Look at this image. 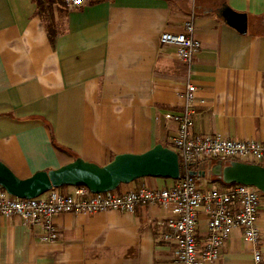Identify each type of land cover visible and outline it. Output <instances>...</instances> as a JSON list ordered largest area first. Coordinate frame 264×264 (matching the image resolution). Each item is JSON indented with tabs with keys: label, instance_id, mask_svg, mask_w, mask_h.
Listing matches in <instances>:
<instances>
[{
	"label": "crops",
	"instance_id": "obj_1",
	"mask_svg": "<svg viewBox=\"0 0 264 264\" xmlns=\"http://www.w3.org/2000/svg\"><path fill=\"white\" fill-rule=\"evenodd\" d=\"M224 8L247 15V33L227 23ZM191 20L201 47L189 67L161 35ZM187 83L198 88L194 134L264 144V0H0V161L21 179L77 158L104 166L159 143L171 148L178 125L165 116L182 111ZM203 170L201 187H227ZM174 184L148 177L118 192ZM169 216L158 205L61 214L50 244L40 227L0 217V264H178L156 224ZM257 226L264 264V197ZM198 232L202 248L203 212ZM254 251L236 229L212 264H254Z\"/></svg>",
	"mask_w": 264,
	"mask_h": 264
},
{
	"label": "built area",
	"instance_id": "obj_2",
	"mask_svg": "<svg viewBox=\"0 0 264 264\" xmlns=\"http://www.w3.org/2000/svg\"><path fill=\"white\" fill-rule=\"evenodd\" d=\"M64 2L69 7H80L86 0ZM161 42L174 46L177 57L189 67L201 47L192 20L186 23L182 33H163ZM197 92L195 84L187 83L181 94L184 100L182 111L165 116L178 125L173 146L184 166V173L173 186L162 189L142 186L126 193L116 190L97 194L78 186L69 187V192L52 189L33 199L13 197L0 186V217H19L29 227H40L41 242L50 244L60 238L54 223L58 215L111 211L135 213L138 206L158 205L170 214L156 224L164 229L163 241L176 245L178 264L215 263L236 229H241L246 242L255 247L254 264H262V254L257 249L261 238L257 221L262 192L240 184L203 188L201 177L195 175L189 165L199 158L260 163L264 160V144L255 140L227 139L219 134H194ZM202 212L207 218V235L200 248L198 229Z\"/></svg>",
	"mask_w": 264,
	"mask_h": 264
},
{
	"label": "water",
	"instance_id": "obj_3",
	"mask_svg": "<svg viewBox=\"0 0 264 264\" xmlns=\"http://www.w3.org/2000/svg\"><path fill=\"white\" fill-rule=\"evenodd\" d=\"M227 23L240 33L248 32V18L228 8L222 11ZM218 159L207 169L209 178H220L226 185L253 187L264 194V166L259 163ZM182 174L178 153L162 143L141 154H121L104 165L77 158L58 169L40 171L27 179L19 178L0 161V186L16 198L33 199L52 189L87 187L92 193L118 190L122 185L154 177L179 180Z\"/></svg>",
	"mask_w": 264,
	"mask_h": 264
},
{
	"label": "trees",
	"instance_id": "obj_4",
	"mask_svg": "<svg viewBox=\"0 0 264 264\" xmlns=\"http://www.w3.org/2000/svg\"><path fill=\"white\" fill-rule=\"evenodd\" d=\"M60 151H63L62 149H59ZM216 160H218V159H205L201 164H199L198 163V168H197V164L196 165H194L193 163H191L190 165H189V167H190V169L192 170V172L195 174V175H198V172H199V170H201V168H202V166H203V172H205L206 173V170L211 166V164H213ZM228 163H229V161H227L226 162V165H228ZM181 165H182V173H184V166H183V164H182V162H181ZM196 167V168H195ZM214 180L216 181V182H220L222 185H224V186H231V185H226L223 181H222V179H220V178H214ZM63 188H65V187H62L61 189H63Z\"/></svg>",
	"mask_w": 264,
	"mask_h": 264
},
{
	"label": "rangeland",
	"instance_id": "obj_5",
	"mask_svg": "<svg viewBox=\"0 0 264 264\" xmlns=\"http://www.w3.org/2000/svg\"><path fill=\"white\" fill-rule=\"evenodd\" d=\"M171 149H173L174 150V146L173 145H171ZM119 191V189L117 190V192ZM262 197H264V194L262 193Z\"/></svg>",
	"mask_w": 264,
	"mask_h": 264
}]
</instances>
